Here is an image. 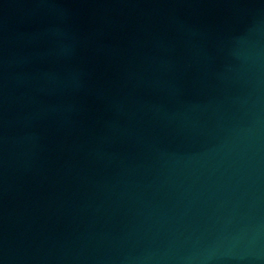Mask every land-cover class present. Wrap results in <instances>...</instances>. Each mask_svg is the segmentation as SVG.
<instances>
[{
  "label": "water",
  "instance_id": "95a60500",
  "mask_svg": "<svg viewBox=\"0 0 264 264\" xmlns=\"http://www.w3.org/2000/svg\"><path fill=\"white\" fill-rule=\"evenodd\" d=\"M0 264H264V0H0Z\"/></svg>",
  "mask_w": 264,
  "mask_h": 264
}]
</instances>
